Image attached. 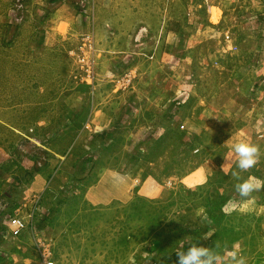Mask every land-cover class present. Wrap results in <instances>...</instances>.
Masks as SVG:
<instances>
[{
    "label": "rangeland",
    "instance_id": "obj_1",
    "mask_svg": "<svg viewBox=\"0 0 264 264\" xmlns=\"http://www.w3.org/2000/svg\"><path fill=\"white\" fill-rule=\"evenodd\" d=\"M234 5L261 9L264 0H0V190L2 171L14 163L29 174V165L64 172L73 145L86 143L81 134L88 124L90 135L116 132L112 142L108 137L94 146L96 157L106 149L112 156L122 151L127 136L117 129L123 116L104 102L119 98L121 74L135 80L131 66L144 67L143 52L158 49L157 36L195 21L217 22ZM171 152L149 166L141 195L126 203L88 202L71 178L46 182L47 203L39 208L50 210L54 226L45 234L56 243L60 264H148L172 252L175 260L177 247L203 237L197 230L205 223L194 215L212 197L219 242H249L253 228L264 227L263 217L232 209L211 185L184 191L170 184L179 171L168 165L184 163L178 146ZM33 181L29 176L25 184L32 194L40 189Z\"/></svg>",
    "mask_w": 264,
    "mask_h": 264
},
{
    "label": "crops",
    "instance_id": "obj_2",
    "mask_svg": "<svg viewBox=\"0 0 264 264\" xmlns=\"http://www.w3.org/2000/svg\"><path fill=\"white\" fill-rule=\"evenodd\" d=\"M237 6L217 22L195 21L157 36L158 49L143 52L144 67L131 66L136 73L133 83L119 87L118 99L113 95L104 101L114 108V116H123L117 129L127 136L122 151L112 156L106 144L98 145L106 150L96 157L94 146L108 137L112 142L116 132L106 137L90 135L94 131L88 124L81 134L88 139L73 145L65 156L64 172L54 174L52 165L37 171L29 165L27 171H33L29 174L16 163L2 171L0 264H39L36 244L49 241L45 233L54 226L50 210L39 208L47 203L45 184L51 180H76L93 204L126 203L141 195L139 186L147 179V169L156 166L160 157H171L174 145L183 151L184 163L168 165L179 171L168 178L170 184H179L184 191L211 185L225 195V201H239L234 188L238 181L231 173L239 171L232 145L241 140L259 145L262 153L260 162L241 172V177L264 180V6ZM98 104L96 99L94 106ZM29 176L34 177L32 186H40L33 194L25 187ZM70 182L67 185L73 186ZM253 195L255 204L247 213L264 219V190ZM211 201L214 197L203 201L205 206L194 215L205 223L197 230L203 235L217 227L218 207ZM252 232L249 242L241 238L232 243H240L249 264H264V227H254ZM215 241L219 242L212 236L201 244L213 246ZM49 242L55 249L56 243Z\"/></svg>",
    "mask_w": 264,
    "mask_h": 264
},
{
    "label": "clouds",
    "instance_id": "obj_3",
    "mask_svg": "<svg viewBox=\"0 0 264 264\" xmlns=\"http://www.w3.org/2000/svg\"><path fill=\"white\" fill-rule=\"evenodd\" d=\"M232 152L237 157L236 167L239 171H233L231 175L238 181L235 185V192L239 195V201H229L232 209L241 212L250 211V205L255 204L254 193L264 190V180L255 176L241 177V172H247L254 168L261 160V149L259 145L239 141L232 145ZM211 226V221L207 223ZM215 233L214 229L203 235L200 239L208 240ZM200 239L189 240L187 247H177L174 251L175 260H172V253L158 255L150 258L148 264L155 259L156 264H249V257L244 253L239 242L229 245L227 242L215 241L213 246H204Z\"/></svg>",
    "mask_w": 264,
    "mask_h": 264
},
{
    "label": "built area",
    "instance_id": "obj_4",
    "mask_svg": "<svg viewBox=\"0 0 264 264\" xmlns=\"http://www.w3.org/2000/svg\"><path fill=\"white\" fill-rule=\"evenodd\" d=\"M122 85L132 84L134 78L132 74L125 71L121 74L118 80ZM38 262L39 264H59L56 260V254L49 241H38Z\"/></svg>",
    "mask_w": 264,
    "mask_h": 264
}]
</instances>
